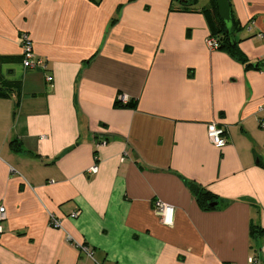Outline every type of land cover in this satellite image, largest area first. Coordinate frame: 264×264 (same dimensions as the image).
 Masks as SVG:
<instances>
[{"label": "crops", "instance_id": "crops-1", "mask_svg": "<svg viewBox=\"0 0 264 264\" xmlns=\"http://www.w3.org/2000/svg\"><path fill=\"white\" fill-rule=\"evenodd\" d=\"M229 3L245 61L176 0H0V264H264V0Z\"/></svg>", "mask_w": 264, "mask_h": 264}, {"label": "built area", "instance_id": "built-area-1", "mask_svg": "<svg viewBox=\"0 0 264 264\" xmlns=\"http://www.w3.org/2000/svg\"><path fill=\"white\" fill-rule=\"evenodd\" d=\"M18 39L21 48V57H22L23 65L26 67H34L36 64L42 63V60L36 57L34 53L33 43L30 36L27 33L22 32L20 33ZM206 44L210 49L213 48L215 49L218 46L217 40L213 36H208L206 38ZM261 65L262 66L259 69L264 72V58L261 60ZM46 79L47 81H51L52 77L48 75ZM122 98L123 100H126L124 96ZM261 123L264 126V122ZM207 137L210 143L217 148L223 147L227 142L224 129L222 127H217V125L213 122L209 123L207 126ZM106 143H107V139L105 138H101L97 142L98 145H104ZM96 171H97V166L95 164L90 166L88 169V172L90 173H95ZM154 210L158 214V216H160L162 222H164L165 224H171L173 222L174 207L172 205L162 202L161 200H156L154 203ZM78 213H79L78 211H74L71 213V215L77 216ZM5 219H6V209L3 205L0 204V234L3 232V221ZM169 219L171 222L167 223L166 221H168ZM49 221H50V225H52L53 227L60 226L59 220L56 219L53 215L50 216ZM77 246L82 250L88 251L87 247L83 244L77 243ZM252 260L253 258H249V261ZM221 264H227V263H221Z\"/></svg>", "mask_w": 264, "mask_h": 264}, {"label": "trees", "instance_id": "trees-1", "mask_svg": "<svg viewBox=\"0 0 264 264\" xmlns=\"http://www.w3.org/2000/svg\"><path fill=\"white\" fill-rule=\"evenodd\" d=\"M179 2L180 6L182 7V10L185 11H196L197 8L195 6L196 1L195 0H186L185 2ZM209 6H204L200 10L204 11L208 15L209 22L212 27V32L210 33V36H213L216 38L218 48L226 50L228 53L232 54L234 57H236L239 60L245 61L246 57L244 54L237 48V40L235 39V32L238 30V24L236 22V19L234 17V14L230 7V25L226 24L225 21H223L217 11V5L215 0H209ZM230 4V3H229ZM235 41V43H231ZM10 88H2L0 87V95H5L7 92H9ZM119 104V101L116 103ZM125 106L134 107L135 102L133 100H129L125 103ZM10 145L14 148H18V144L15 141H11ZM189 187L191 189V192L195 199L198 201V203L201 206H210L212 205L211 202L214 200L212 199V194L209 192L201 190L198 186H196L193 182H189Z\"/></svg>", "mask_w": 264, "mask_h": 264}, {"label": "water", "instance_id": "water-1", "mask_svg": "<svg viewBox=\"0 0 264 264\" xmlns=\"http://www.w3.org/2000/svg\"><path fill=\"white\" fill-rule=\"evenodd\" d=\"M180 2H185L186 0H178ZM217 5V11L219 17L225 21V23L230 25V4L229 0H215ZM235 43V41L231 42Z\"/></svg>", "mask_w": 264, "mask_h": 264}, {"label": "rangeland", "instance_id": "rangeland-1", "mask_svg": "<svg viewBox=\"0 0 264 264\" xmlns=\"http://www.w3.org/2000/svg\"><path fill=\"white\" fill-rule=\"evenodd\" d=\"M200 1H202V0H198V2H197L196 5H195L197 9H201L202 7L205 6V5H204V6H202V7H199L198 5H200V3H199ZM203 2H204V0H203ZM206 2H207V1H206ZM208 2H209V1H208Z\"/></svg>", "mask_w": 264, "mask_h": 264}, {"label": "clouds", "instance_id": "clouds-1", "mask_svg": "<svg viewBox=\"0 0 264 264\" xmlns=\"http://www.w3.org/2000/svg\"><path fill=\"white\" fill-rule=\"evenodd\" d=\"M171 211V210H170ZM167 223H170L171 221H170V219L168 220V221H166Z\"/></svg>", "mask_w": 264, "mask_h": 264}]
</instances>
